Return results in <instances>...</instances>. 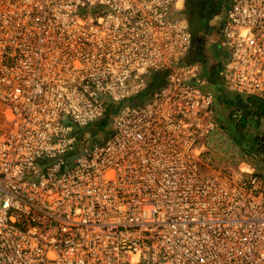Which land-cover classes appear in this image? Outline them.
<instances>
[{
    "label": "built area",
    "instance_id": "2783aa9c",
    "mask_svg": "<svg viewBox=\"0 0 264 264\" xmlns=\"http://www.w3.org/2000/svg\"><path fill=\"white\" fill-rule=\"evenodd\" d=\"M177 1L0 0V264H264V164L219 160ZM219 41L264 100V0H228Z\"/></svg>",
    "mask_w": 264,
    "mask_h": 264
},
{
    "label": "rangeland",
    "instance_id": "374dc122",
    "mask_svg": "<svg viewBox=\"0 0 264 264\" xmlns=\"http://www.w3.org/2000/svg\"><path fill=\"white\" fill-rule=\"evenodd\" d=\"M188 10L190 13H192L194 10V5L189 6ZM212 16L213 17L210 21L209 27L207 29H204L202 25L203 29L200 31L204 37V38L202 37L200 38L201 52H200V58L197 60V62L200 64V77L208 81L209 86L213 90V93L216 97L220 96L222 100L227 99V101L231 100L233 102L238 99L237 98L238 95L236 94V92L230 91L227 88H225L222 83V80L216 75V72L214 71L215 69L214 65L216 64L217 61L221 60L224 57L225 52L224 49L221 47L220 42L216 37V34L214 35L213 38H211V35L215 33L211 31L212 28H215V24H218V21H220L219 11L213 13ZM195 35L196 34H194V37ZM152 78L153 77L151 75L149 79L151 80ZM158 82L154 80L149 87L151 88L153 85L156 86ZM149 87L146 90V96L149 93L148 91ZM0 111H1V106H0ZM0 118H1V112H0ZM219 126H220L219 134L217 135L215 141V149H217L216 152L220 161L225 162L227 164H235L241 158H246L250 162H252L253 165L256 167L263 166L264 160L261 161V159L258 160L255 156H248L242 153L238 148V146L234 143V141L228 137L227 133L221 126L220 122H219ZM257 126H258L256 129L257 133L260 136L264 135V119L258 121ZM1 128H2V124L0 120V129ZM92 129H94V132L92 131ZM87 131L89 132L91 131L95 135L98 134L101 138L106 137L107 134L109 133L108 120L104 121L100 119V121L88 127Z\"/></svg>",
    "mask_w": 264,
    "mask_h": 264
},
{
    "label": "trees",
    "instance_id": "16d2710c",
    "mask_svg": "<svg viewBox=\"0 0 264 264\" xmlns=\"http://www.w3.org/2000/svg\"><path fill=\"white\" fill-rule=\"evenodd\" d=\"M235 101L215 96L218 121L240 151L264 160V135L256 131L258 121L264 119V100L239 93ZM106 121V119H103ZM94 132V129H92ZM93 132H91L93 134Z\"/></svg>",
    "mask_w": 264,
    "mask_h": 264
},
{
    "label": "crops",
    "instance_id": "0c3cea01",
    "mask_svg": "<svg viewBox=\"0 0 264 264\" xmlns=\"http://www.w3.org/2000/svg\"><path fill=\"white\" fill-rule=\"evenodd\" d=\"M196 1L197 0H178L172 14L174 16L184 17L188 21V16H190L192 14L189 12L188 7L191 5L193 6ZM220 1L222 2V6L218 10L219 14H220V16H219L220 21H218V24H215V28H212V30H211L212 32H215L214 34L211 35V38H213L214 35L216 34L218 41H219L220 28H221V25H222V23L224 21V17H225V8L228 4V0H220ZM200 22H201V20H200ZM201 25H202V23H201ZM211 25H212V23H211ZM202 29L203 28H201V30ZM200 31H198L199 33L198 32L192 33L193 37H194V34H196V35L194 38L192 37V45H191V48H190L188 55L186 57L187 59L194 58V60H193L194 62H197V60L200 58V52H201V48H200V43H201L200 40L201 39L200 38L201 37L204 38L203 34ZM224 57H225V55H224ZM224 57L221 60L216 62V64L214 65L215 69L213 68L214 71L216 70L217 66L221 63V61L224 59Z\"/></svg>",
    "mask_w": 264,
    "mask_h": 264
},
{
    "label": "flooded vegetation",
    "instance_id": "af4514ba",
    "mask_svg": "<svg viewBox=\"0 0 264 264\" xmlns=\"http://www.w3.org/2000/svg\"><path fill=\"white\" fill-rule=\"evenodd\" d=\"M221 6L222 2L220 0H197L194 4V10L191 14V18L193 20L200 18L203 28L207 29L213 17L212 14L217 12ZM194 25L197 27L199 25V21Z\"/></svg>",
    "mask_w": 264,
    "mask_h": 264
},
{
    "label": "water",
    "instance_id": "95a60500",
    "mask_svg": "<svg viewBox=\"0 0 264 264\" xmlns=\"http://www.w3.org/2000/svg\"><path fill=\"white\" fill-rule=\"evenodd\" d=\"M191 15L190 16H188V24H189V28H190V30H191V32L192 33H195V32H198V31H200L201 30V28H202V25H201V22H200V18H198L199 20V25L196 27L195 25H192L191 24ZM194 60V58H190V59H185V61L186 62H190V61H193ZM156 82H158V80H156Z\"/></svg>",
    "mask_w": 264,
    "mask_h": 264
},
{
    "label": "bare ground",
    "instance_id": "6f19581e",
    "mask_svg": "<svg viewBox=\"0 0 264 264\" xmlns=\"http://www.w3.org/2000/svg\"><path fill=\"white\" fill-rule=\"evenodd\" d=\"M190 20H191V24H192V25H194L195 23L198 22V19H194V20H193V19L191 18Z\"/></svg>",
    "mask_w": 264,
    "mask_h": 264
}]
</instances>
